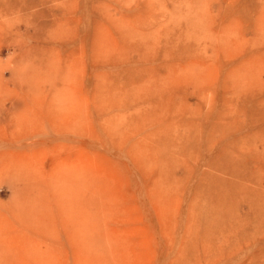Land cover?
<instances>
[{"label":"rangeland","instance_id":"rangeland-1","mask_svg":"<svg viewBox=\"0 0 264 264\" xmlns=\"http://www.w3.org/2000/svg\"><path fill=\"white\" fill-rule=\"evenodd\" d=\"M0 264H264V0H0Z\"/></svg>","mask_w":264,"mask_h":264},{"label":"bare ground","instance_id":"bare-ground-1","mask_svg":"<svg viewBox=\"0 0 264 264\" xmlns=\"http://www.w3.org/2000/svg\"><path fill=\"white\" fill-rule=\"evenodd\" d=\"M15 150V149H14ZM4 210V209H3ZM13 222V221H12ZM22 230H24V229H22ZM44 232V231H43ZM32 234V233H31ZM38 234V233H37ZM35 235V234H34Z\"/></svg>","mask_w":264,"mask_h":264}]
</instances>
